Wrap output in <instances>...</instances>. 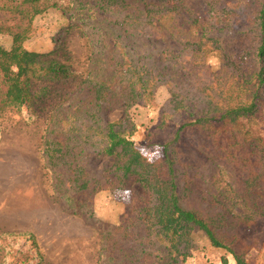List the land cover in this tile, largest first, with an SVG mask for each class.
Returning a JSON list of instances; mask_svg holds the SVG:
<instances>
[{"label": "trees", "instance_id": "16d2710c", "mask_svg": "<svg viewBox=\"0 0 264 264\" xmlns=\"http://www.w3.org/2000/svg\"><path fill=\"white\" fill-rule=\"evenodd\" d=\"M50 8L83 26L90 47L85 78L42 138L52 190L89 217L98 192L133 194L118 224L98 221L101 264H185L196 231L248 264L258 242L247 231L264 218V140L239 123L264 113V0H0L17 21L5 29L11 48L0 46V113L32 108L35 84L74 74L55 51L24 46ZM160 87L162 125L178 127L150 161L131 117L107 121L102 110L115 96L154 106ZM90 154L115 161L91 171Z\"/></svg>", "mask_w": 264, "mask_h": 264}, {"label": "rangeland", "instance_id": "374dc122", "mask_svg": "<svg viewBox=\"0 0 264 264\" xmlns=\"http://www.w3.org/2000/svg\"><path fill=\"white\" fill-rule=\"evenodd\" d=\"M16 22L13 14L0 10V46L11 48L13 37L5 29ZM33 26L36 33L24 46L37 52L55 51L54 57L69 64L74 74L59 82L35 84L32 108L0 113V264H101L98 221L118 224L133 194L127 189L98 192L93 199L92 217L86 211H71L63 199L55 196L51 175L44 167L42 138L54 107L69 104L85 78L90 47L83 26L71 27L67 14L60 9L50 8L37 15ZM208 65L211 71L218 70L220 60L215 53L209 55ZM44 86L48 89L42 91ZM168 97V90L160 87L154 106L128 107L126 98L115 96L109 108L102 111L107 121L129 115L136 126L133 139L153 161L163 156L165 143L174 137L178 127L175 121L162 125L160 107ZM239 125L264 140V113L242 119ZM114 161L90 154L87 168L102 171ZM133 190L137 197L143 195L139 185H134ZM247 232L258 242L247 254L248 264H264V218ZM185 264L235 261L196 231L192 256Z\"/></svg>", "mask_w": 264, "mask_h": 264}]
</instances>
